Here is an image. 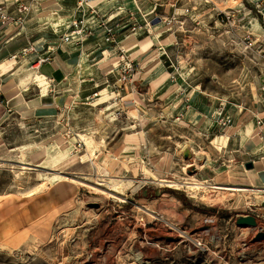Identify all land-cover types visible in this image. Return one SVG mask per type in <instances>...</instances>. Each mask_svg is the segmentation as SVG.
Segmentation results:
<instances>
[{"label":"rangeland","instance_id":"374dc122","mask_svg":"<svg viewBox=\"0 0 264 264\" xmlns=\"http://www.w3.org/2000/svg\"><path fill=\"white\" fill-rule=\"evenodd\" d=\"M226 1L0 0V193L66 194L45 238L0 229V264H264L241 257L251 232L241 227H257L255 238L264 228V0ZM55 54L65 63L52 78L41 64ZM152 76L168 109L148 135L177 137L164 179L205 181L198 188L146 179L134 189L100 172L136 128V108L159 95L148 93ZM192 92L207 117L181 139L168 105ZM235 181L247 190L214 187ZM241 215L260 223L239 226Z\"/></svg>","mask_w":264,"mask_h":264},{"label":"crops","instance_id":"0c3cea01","mask_svg":"<svg viewBox=\"0 0 264 264\" xmlns=\"http://www.w3.org/2000/svg\"><path fill=\"white\" fill-rule=\"evenodd\" d=\"M46 1L49 2L47 6H52L54 3L53 1L57 0ZM66 1L67 0H63V2ZM54 5H56V3H54ZM15 37L16 36H11L10 41H13L12 39ZM29 42L28 36L22 37L20 46L15 48L13 52L16 50L18 51L20 47L25 46ZM4 58L5 56L0 57V61ZM63 63H65L63 57L55 54L53 61L42 63L41 68L45 76L56 78L57 76L59 77L62 70H64L62 67ZM157 77L159 76H152L154 82L150 87H147L148 93L153 92L154 95L159 94V89L163 84H158L159 78ZM145 94L143 93L144 96H146ZM194 94V92L189 95L181 93L169 103L170 105H168L176 116L174 124L178 127L177 130L180 132L179 138L181 139L184 138L182 135H184L186 139L193 136V131H195L196 126L194 125V121L196 118L203 119V116L207 117L203 112L197 111L192 105ZM163 95L164 93L160 92V94L156 96L154 103H151L149 107L147 104V106L136 108L139 112V116L131 120V122L134 123L133 125H136V128L124 137L120 148L115 147L113 149L112 154L114 156L109 155L110 159L106 163V176L115 180L121 178L129 188L134 187V189H138L141 187L144 188L145 185H147L146 179L152 183L165 180L164 178L172 171L173 163H175V161L172 160L176 156V151H174V149L178 150L177 140L175 139L177 137L169 135L166 137L162 136V139H153L150 137V134L148 135L149 127L146 126V124L152 122V120L153 124L151 126L156 127L157 125H162L163 117L161 115L168 109L165 108L164 111L162 109ZM12 98H15L14 94ZM151 109L154 111L157 109L159 111L158 114H153V119L148 117L147 110L149 111ZM217 127L216 124L212 126L209 131L214 133ZM119 156L121 158L120 160L118 158ZM149 157H151L154 163L152 165L153 167L148 169L147 165L151 163V160L148 162L146 159ZM229 184L230 186L241 187H246L245 185L248 187L249 185L247 182L242 181H235ZM164 192L165 190L161 191L158 196L162 195L164 197L166 194ZM27 198H29V200L25 201L23 198H19L16 193H0V229L15 225L17 229L20 228V231H23L21 233L28 232L30 236L34 235L45 238L51 230L55 218L61 211L66 209V194L60 187L52 185L49 189H45L39 194H29Z\"/></svg>","mask_w":264,"mask_h":264},{"label":"bare ground","instance_id":"6f19581e","mask_svg":"<svg viewBox=\"0 0 264 264\" xmlns=\"http://www.w3.org/2000/svg\"><path fill=\"white\" fill-rule=\"evenodd\" d=\"M233 3H237L239 0H231V2L226 1L227 5L226 8H231L233 7V5H230ZM225 8V9H226ZM10 69H7L5 72H8ZM223 136L222 135H218L215 139L212 140L213 143H215V146L218 150L221 151L222 154H224L226 152V148L225 146L222 144L223 141ZM197 160H203L202 164H198L197 161H195L194 158L191 159V161H189L186 165L187 169H191V168H196V169H200L202 166L206 165L209 162V156L205 155V156H199L197 157ZM23 166L22 168L24 169H30L31 166H35L34 164H30V163H26V162H22ZM105 166H101L100 168V172H103L105 170ZM68 178V177H66ZM192 178V177H191ZM194 181H174V180H168L165 179L164 181L169 182L170 186H175V187H179V186H186L189 188H198L200 187L202 184H204L205 181L199 180V179H192ZM216 189H221V190H231V191H245L247 190L246 187H241V186H228V185H216L214 186ZM70 222H72L73 220H69ZM241 229L243 230H251V232L248 235V238L246 239V244H245V248L243 249L242 253H241V257L243 258V261H251V260H257V259H264V238H255V232L258 230L257 227H241ZM194 244V243H193ZM199 244V243H198ZM6 246V245H4ZM137 258L141 261H144V256L138 252L137 253Z\"/></svg>","mask_w":264,"mask_h":264},{"label":"water","instance_id":"95a60500","mask_svg":"<svg viewBox=\"0 0 264 264\" xmlns=\"http://www.w3.org/2000/svg\"><path fill=\"white\" fill-rule=\"evenodd\" d=\"M246 167L252 168V164L248 163L246 164ZM259 223L260 221L252 215H241L237 219V224L239 226H243V225L257 226L259 225ZM263 237H264V228H260V231L256 235V238H263Z\"/></svg>","mask_w":264,"mask_h":264},{"label":"trees","instance_id":"16d2710c","mask_svg":"<svg viewBox=\"0 0 264 264\" xmlns=\"http://www.w3.org/2000/svg\"><path fill=\"white\" fill-rule=\"evenodd\" d=\"M166 191V190H165ZM169 191H171V192H173L176 196H178L179 198H182V196H183V194H181V193H179V192H177V191H175V190H169Z\"/></svg>","mask_w":264,"mask_h":264},{"label":"built area","instance_id":"2783aa9c","mask_svg":"<svg viewBox=\"0 0 264 264\" xmlns=\"http://www.w3.org/2000/svg\"><path fill=\"white\" fill-rule=\"evenodd\" d=\"M0 15H2V16L5 18V16H4L2 10H0ZM141 221H142V220H141Z\"/></svg>","mask_w":264,"mask_h":264}]
</instances>
